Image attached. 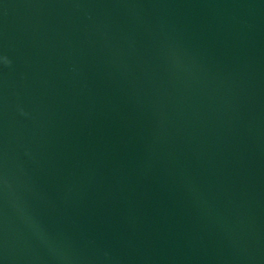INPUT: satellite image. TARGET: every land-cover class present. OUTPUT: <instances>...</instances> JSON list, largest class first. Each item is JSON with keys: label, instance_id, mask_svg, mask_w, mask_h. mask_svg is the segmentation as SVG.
Returning a JSON list of instances; mask_svg holds the SVG:
<instances>
[{"label": "water", "instance_id": "obj_1", "mask_svg": "<svg viewBox=\"0 0 264 264\" xmlns=\"http://www.w3.org/2000/svg\"><path fill=\"white\" fill-rule=\"evenodd\" d=\"M0 264H264V0H0Z\"/></svg>", "mask_w": 264, "mask_h": 264}]
</instances>
